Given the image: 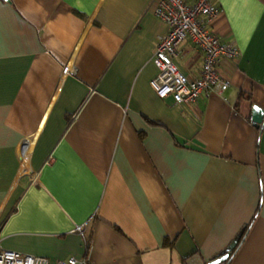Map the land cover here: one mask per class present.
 Masks as SVG:
<instances>
[{"label":"crops","instance_id":"0c3cea01","mask_svg":"<svg viewBox=\"0 0 264 264\" xmlns=\"http://www.w3.org/2000/svg\"><path fill=\"white\" fill-rule=\"evenodd\" d=\"M151 1L0 0V250L185 264L241 232L224 264H264V0H216L240 55L190 104L149 84ZM173 61L197 77L202 54L183 41Z\"/></svg>","mask_w":264,"mask_h":264},{"label":"built area","instance_id":"2783aa9c","mask_svg":"<svg viewBox=\"0 0 264 264\" xmlns=\"http://www.w3.org/2000/svg\"><path fill=\"white\" fill-rule=\"evenodd\" d=\"M152 14L161 22L157 34L152 63L157 71L149 81L159 97L170 96L174 103L190 104L213 92H221L229 86V80L218 72L222 59L237 60L238 47L230 41H222L211 28L212 22L221 13L216 0H152ZM189 41L202 54L200 73L190 77L174 63L179 45ZM67 67L63 71H67ZM27 155L21 154V165L26 164ZM84 225L74 226V231L83 234ZM0 264H50L40 255L1 249ZM53 264H90L86 255L56 259Z\"/></svg>","mask_w":264,"mask_h":264},{"label":"water","instance_id":"95a60500","mask_svg":"<svg viewBox=\"0 0 264 264\" xmlns=\"http://www.w3.org/2000/svg\"><path fill=\"white\" fill-rule=\"evenodd\" d=\"M263 119H264V109L256 104H253L251 107L250 120L255 125H260ZM240 235L241 232L237 233V235L225 247L224 251L221 254L211 258L209 261L204 262L199 257V255L193 254L186 259L185 264H224L229 259L231 251L235 248L236 244L238 243Z\"/></svg>","mask_w":264,"mask_h":264},{"label":"trees","instance_id":"16d2710c","mask_svg":"<svg viewBox=\"0 0 264 264\" xmlns=\"http://www.w3.org/2000/svg\"><path fill=\"white\" fill-rule=\"evenodd\" d=\"M239 96H243V94L241 93V94H239Z\"/></svg>","mask_w":264,"mask_h":264}]
</instances>
